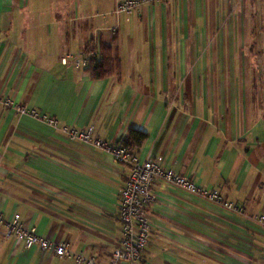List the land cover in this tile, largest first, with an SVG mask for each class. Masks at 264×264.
<instances>
[{
	"label": "crops",
	"instance_id": "obj_1",
	"mask_svg": "<svg viewBox=\"0 0 264 264\" xmlns=\"http://www.w3.org/2000/svg\"><path fill=\"white\" fill-rule=\"evenodd\" d=\"M0 0V91L58 127L0 107V211L108 263L120 244L128 167L61 126H94L161 156L230 209L157 177L149 242L136 264H264V0ZM90 44L111 46L116 72L94 79ZM79 62V64H77ZM0 264H80L26 248L0 226Z\"/></svg>",
	"mask_w": 264,
	"mask_h": 264
},
{
	"label": "built area",
	"instance_id": "obj_2",
	"mask_svg": "<svg viewBox=\"0 0 264 264\" xmlns=\"http://www.w3.org/2000/svg\"><path fill=\"white\" fill-rule=\"evenodd\" d=\"M161 1L163 0H123L117 4L116 12L130 15L141 6ZM88 63V58H86L84 64L88 65ZM0 107L10 108L18 114L30 115L41 119L53 127L60 126L56 117L42 113L36 108L16 103L11 97L4 95L1 91ZM61 129L71 139L92 143L103 148L111 152L117 161L128 165L125 184L119 194V210L122 221L121 241L112 251L109 262L103 263L94 255H86L74 251L67 241H57L42 235L38 231L37 226L25 224L20 213H15L11 218H6L0 211V226L3 227L5 235L14 237L17 241H22L26 248L37 246L41 250L51 252L60 258L73 256L80 264L138 263L149 242L151 227L147 207L155 200L153 183L157 177L188 192L201 194L207 199L221 203L227 208L242 210L239 205L225 201L217 189L203 188L191 178L178 174L174 169L164 168L161 156L142 160L138 156L132 155L124 146L113 145L96 136L94 126H89L87 129H78L73 126L63 125ZM259 221L264 223V215L259 216Z\"/></svg>",
	"mask_w": 264,
	"mask_h": 264
},
{
	"label": "trees",
	"instance_id": "obj_3",
	"mask_svg": "<svg viewBox=\"0 0 264 264\" xmlns=\"http://www.w3.org/2000/svg\"><path fill=\"white\" fill-rule=\"evenodd\" d=\"M92 52V54H90ZM88 58L87 70L94 79H102L113 75L119 67V59L115 51L109 45L90 44L85 48ZM148 134L140 129H131L123 139L121 145L124 146L132 155H136L135 150L143 146ZM128 167V165L126 164ZM148 245V244H147Z\"/></svg>",
	"mask_w": 264,
	"mask_h": 264
}]
</instances>
